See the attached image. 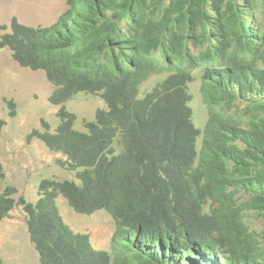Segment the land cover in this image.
I'll return each instance as SVG.
<instances>
[{
	"label": "trees",
	"instance_id": "1",
	"mask_svg": "<svg viewBox=\"0 0 264 264\" xmlns=\"http://www.w3.org/2000/svg\"><path fill=\"white\" fill-rule=\"evenodd\" d=\"M66 6L48 27L1 24L0 50L54 86L58 126L43 120L28 140L61 153L75 179L43 180L35 203L7 186L0 221L22 207L40 264H264V227L256 233L246 220L248 211L264 220V0ZM197 79L209 109L202 133L190 106ZM80 92L107 107L84 132L66 108ZM237 103L245 108L230 114ZM59 196L78 214L112 216L110 251L71 231Z\"/></svg>",
	"mask_w": 264,
	"mask_h": 264
},
{
	"label": "rangeland",
	"instance_id": "2",
	"mask_svg": "<svg viewBox=\"0 0 264 264\" xmlns=\"http://www.w3.org/2000/svg\"><path fill=\"white\" fill-rule=\"evenodd\" d=\"M66 0H0V25H9L13 17L26 26L48 27L66 10ZM156 78V77H155ZM161 78V77H158ZM158 79L149 82L147 88ZM201 81L189 85L192 95L190 106L195 126L204 131L209 109L201 96ZM54 86L48 82L43 71L21 68L7 50H0V120L5 126L0 130V162L4 166L5 179L0 180V192L7 186L17 189L16 200L23 197L29 203L39 199V185L46 179L74 180V173L59 164L65 160L61 153H55L37 138L28 136L34 130H41L46 121L51 131L58 126L57 107L49 103ZM9 102L15 103V116H10ZM228 108L233 114L245 105L237 103ZM69 112L77 117L74 128L84 132V122L93 121L98 110L107 109L105 102L97 97L80 92L66 103ZM239 112V111H238ZM202 141L199 138L198 146ZM246 199L245 195H241ZM57 208L66 225L75 234H86L94 249L110 251L111 239L116 231L112 216L105 210L92 215L76 213L67 201L59 196ZM247 224L256 233H262V216L247 212ZM264 248V239H259ZM0 259L3 264H40L39 253L32 245L21 206L11 211L10 217L0 221Z\"/></svg>",
	"mask_w": 264,
	"mask_h": 264
}]
</instances>
